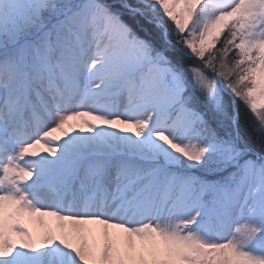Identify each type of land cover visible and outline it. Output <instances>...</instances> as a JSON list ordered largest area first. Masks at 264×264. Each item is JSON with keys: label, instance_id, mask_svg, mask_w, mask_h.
Returning <instances> with one entry per match:
<instances>
[{"label": "snow or ice", "instance_id": "6c2138e0", "mask_svg": "<svg viewBox=\"0 0 264 264\" xmlns=\"http://www.w3.org/2000/svg\"><path fill=\"white\" fill-rule=\"evenodd\" d=\"M0 264H264V0H0Z\"/></svg>", "mask_w": 264, "mask_h": 264}]
</instances>
